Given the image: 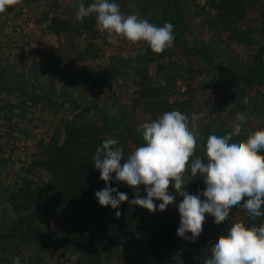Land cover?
I'll list each match as a JSON object with an SVG mask.
<instances>
[{
	"label": "rangeland",
	"instance_id": "374dc122",
	"mask_svg": "<svg viewBox=\"0 0 264 264\" xmlns=\"http://www.w3.org/2000/svg\"><path fill=\"white\" fill-rule=\"evenodd\" d=\"M172 1L110 0L125 15L174 26L173 46L159 55L143 41L114 36L109 42L107 33L96 28L94 15L76 21L74 5L81 0H22L0 14V264H13L17 256L20 264H140L138 254L148 238L142 225L151 221L150 214L126 201L117 211L128 217L122 234L127 238L108 244L111 223L117 225L118 219L94 196L103 188L84 199L87 212L80 205L56 204L41 215L34 222L43 236L31 241L17 236L18 231L9 235L16 220L35 209H17L24 202L19 190H35L39 204L52 193L53 176L44 163L63 143L68 127L90 125L97 138L115 137L125 158L144 143L138 125L166 111L200 115L197 140L231 132L238 114L247 119L231 142L264 129L256 1L245 0V14L235 21L233 14L220 17L212 0H176L167 12ZM83 2L87 6L93 0ZM52 18L66 29L54 33ZM142 49L147 51L142 54ZM253 71L258 74L252 76ZM110 119L119 124L111 127ZM124 128L134 134L121 140L118 132L125 135ZM116 189L127 193L129 201L134 196L123 182ZM143 193L141 187L138 195ZM80 235H88L100 255ZM182 256L169 250L152 264H184Z\"/></svg>",
	"mask_w": 264,
	"mask_h": 264
},
{
	"label": "clouds",
	"instance_id": "9594fccd",
	"mask_svg": "<svg viewBox=\"0 0 264 264\" xmlns=\"http://www.w3.org/2000/svg\"><path fill=\"white\" fill-rule=\"evenodd\" d=\"M22 0H0V14ZM76 8L74 19L83 22L95 16L96 28L107 33L109 42L113 37H122L130 43L145 42L154 54H162L174 43L171 23L157 26L137 14L125 15L120 7L110 0H93L87 6L81 0ZM147 49H142L141 53ZM245 104L248 99L245 97ZM201 117H190L178 110L166 111L158 118L138 125L143 144L124 157V149L117 139L109 138L96 148L93 167L98 170L99 179L105 188L94 193L101 207L117 209L127 201L147 209L149 212H163L174 203V195L182 197L176 205L180 217L176 235L195 241L203 231L206 214L213 217L216 225L228 220L233 207H240L249 221L233 222L225 235H219L210 247V257L204 264H264V220L259 225L257 218L264 217V129L255 130L246 140L230 142L241 133V124L247 117L238 114V123L231 132L223 136L209 135L202 145L203 156H194L197 149L196 121ZM191 124V127H190ZM204 138H201L203 140ZM121 160H124L121 165ZM199 176L205 185L203 191L189 194L185 173ZM123 182L134 190L129 201L127 193L108 187L113 180ZM143 187L145 197H140ZM203 197V199L201 198ZM154 200H159L158 205ZM117 211L115 215L120 216ZM190 233L191 235H186ZM13 264H20V257L13 258Z\"/></svg>",
	"mask_w": 264,
	"mask_h": 264
},
{
	"label": "trees",
	"instance_id": "16d2710c",
	"mask_svg": "<svg viewBox=\"0 0 264 264\" xmlns=\"http://www.w3.org/2000/svg\"><path fill=\"white\" fill-rule=\"evenodd\" d=\"M257 3V11L259 15V33H260V42L259 54L262 59H264V0H255ZM176 0L172 1V6H169L166 10H172ZM245 0H212V4L217 8L218 15L220 17H228V14H233L232 20H238L245 14L244 8ZM166 12V13H167ZM171 14V13H169ZM51 23L57 26L54 33H60L66 28L62 27L65 23L60 21L57 18H52ZM228 75L231 72L224 70ZM258 74L257 71L252 72V76ZM263 77V75H260ZM244 81V79H242ZM246 81V80H245ZM250 81V80H249ZM150 107L156 108L155 101H145ZM88 110V108H86ZM108 117L105 116L104 120H107ZM109 120V119H108ZM109 124L113 127L115 124H119L118 121H112L110 119ZM125 135L120 134V139L124 140L127 136L134 134L131 129H125ZM223 136V135H220ZM243 136V135H242ZM247 137H240L238 140H246ZM113 139H116L113 137ZM104 139L97 138L96 135L92 133L90 125L74 126L68 127L67 134L63 143L60 145H55L53 151L49 153L48 161L44 163V168H46L53 176V184L55 185L52 193L49 194V197H44L41 199L39 204L36 200L40 198V195L33 189L28 188L27 190H19V193L25 198L24 202L15 205L19 210H29L35 208L27 217H19L9 235H14L18 231L20 238L25 235L32 241L38 237L43 236V231L35 224V220L40 218L41 215L51 210V208L56 204H68L72 207H77V205L82 206V209L87 212V209L84 207V199L87 198L95 189L105 188V182L99 179V171L95 170L93 167V156L95 155V150L99 147ZM119 141V140H118ZM206 139L198 140L197 149L192 157L194 159L196 156H202V145ZM231 142V141H230ZM141 144V143H139ZM119 145L123 147L122 143ZM124 149V148H123ZM124 154L125 150H124ZM261 154L264 155V150H261ZM121 165H123L124 160H121ZM187 176L184 177L189 183L186 185V191L189 194H196L198 191H203L205 185L203 184V179L199 176L192 177L190 171L186 173ZM114 173L112 174L113 180L108 183V187L117 188L121 183H117L114 180ZM169 191L174 195V203L169 205L165 211L160 212H149L147 209L141 208L140 212L143 213L147 211L150 214V222L141 224L142 227L148 232V238L143 244L142 248L138 254V260L140 264H152L155 263L152 260L160 259L164 254L169 252V250L181 251L183 253V258H185L184 264H204V261L210 257V247L216 242V239L219 235H225L227 228L235 221H244L246 226H250L252 221H249L246 217L244 210L240 207H233L230 211L228 220L221 222V224L216 225L213 222V217L206 214V221L203 224V231L196 240L189 241L183 238H180L176 235V230L179 227L180 217L176 205L182 201V197L175 193L173 188H169ZM144 194V195H143ZM140 197H145L146 194L143 193ZM203 199V197H201ZM129 199V197H128ZM132 199V198H130ZM26 201V202H25ZM126 202V201H125ZM125 202H122L119 207H121ZM155 204L161 203L159 200H154ZM90 205V204H88ZM34 206V207H33ZM117 209H113L112 214L117 212ZM124 213L127 212V209L123 210ZM240 216V217H239ZM239 217V219H238ZM116 224L114 220L111 223V227L114 229V233L111 235L110 241L112 244H117L118 242L126 239L127 237H122V234L126 231L128 226V217L126 218L121 213L119 217H115ZM82 222L84 217L81 218ZM80 219V220H81ZM95 220V219H94ZM264 220V217L257 218L255 223H259ZM96 221V220H95ZM81 227V226H80ZM99 228V227H98ZM109 228V229H110ZM95 231V229H94ZM129 234V233H127ZM186 235L190 236V233ZM3 236L0 234V237ZM25 236V237H26ZM80 240H84L88 245H91L92 250L97 248L93 244V241H90L88 235H80ZM128 236V235H127ZM4 237V236H3ZM6 237V236H5ZM79 238H74V241ZM99 244L103 245V242L99 241ZM82 248V247H81ZM80 248V249H81ZM91 250V251H92ZM87 250L86 253H91ZM96 256L100 255L99 251H95Z\"/></svg>",
	"mask_w": 264,
	"mask_h": 264
}]
</instances>
